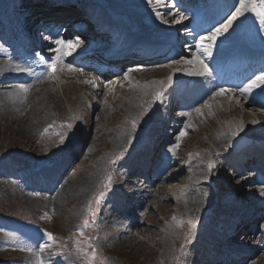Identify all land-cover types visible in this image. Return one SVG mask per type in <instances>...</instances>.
<instances>
[{"label":"bare ground","instance_id":"bare-ground-1","mask_svg":"<svg viewBox=\"0 0 264 264\" xmlns=\"http://www.w3.org/2000/svg\"><path fill=\"white\" fill-rule=\"evenodd\" d=\"M6 0H0V8L3 7ZM9 0H7L8 2ZM51 0H44L43 2L39 3L37 5L35 10L32 11H42L43 9H40L45 6H50ZM74 3H76V7L79 11L80 3L79 0H70ZM112 6L119 10H123L128 12V18L133 21H137L138 23H142L144 26L148 27V30L151 33H160L162 29L167 25L173 26V20H176L177 18V10L172 11V4L169 3L168 0H161L160 4H156L155 0H153L152 3H149V0H107ZM171 2V0H170ZM232 5L238 6V0H230ZM172 3V2H171ZM76 9V10H77ZM171 10V11H169ZM104 12V13H103ZM103 12H99V10H95L93 14V18H95L97 21L104 20L105 28L108 27V23L110 24V18L108 13L103 10ZM157 13H159V17L157 16ZM100 16V17H98ZM185 16V15H184ZM250 16V13H246L244 17L238 18L237 22H234V26L232 27L231 31L234 34L240 33V32H246L248 30L252 29L253 21L248 22V17ZM99 18V19H98ZM163 21H167V23H164ZM151 23V25L148 26V23ZM42 25V24H40ZM112 26V25H111ZM114 30L122 31L125 33L124 35H127V31L124 29L123 25H115V27H112ZM178 27L173 26V31ZM258 31H264V29H261L259 23L257 27ZM184 32H180V39L183 40ZM114 35H111V39ZM225 36H219V38H222ZM218 39L215 42H218ZM210 41H207V43ZM141 48L150 49V47L143 43L140 45ZM134 48L132 47L130 51H133ZM139 51L135 50L133 53V58H138ZM14 59H17L16 56H11ZM197 54L195 51L192 52V56L189 60L196 61L197 60ZM199 59V58H198ZM201 61V59H199ZM193 65H197V69L201 67V63L194 62L189 63ZM170 65V64H167ZM162 66L156 67L155 65H149L141 67L140 71H134L138 70L137 67H132V70H125V74L114 76L113 79H110L109 81H99V88H92L90 85L80 86L84 94L80 95V99H85L90 103L93 110H95L97 114V120L96 121H102L103 123L107 121V119L102 118V107H106L107 105H113L115 106L118 104V101H115V97L117 94L122 93L124 91H130L127 98L123 99L124 101L123 105L125 106V109L127 114L125 115L124 120L122 121L124 124L123 128H103L108 131V134L106 136H112L110 139V152L104 154L98 158L94 159L92 162V168L91 171L85 176L86 183L84 182V186L78 190L80 192L81 190L86 189L88 186L91 185L92 181L94 180V183L101 177V174H103L106 169L108 162L110 160V157L116 153L117 149L122 145L123 140L125 136L127 135L128 131H132L133 128V121H130L132 119L138 118L140 116L141 111L138 108H135L134 111L129 112V109L131 107H139L141 104L146 105L145 103L148 101V97L157 89L162 87L168 78L162 77L159 79L161 75H169V73H175L177 70H174L172 66H167L165 68H160ZM22 68V63H15L12 60H8L5 58V56H0V117L2 122L5 124H8L9 121L13 120L12 117H10L9 113L14 114V117L20 116L19 110L17 109L21 105L27 102V104L31 105L30 111V120L36 119L37 113L39 112L40 119L47 120L48 116L50 114V110L47 108V102L49 99L55 98L53 94L55 93V90L49 89L48 91H42V93H36L35 99L29 98L27 95V90L25 91L24 88H21L22 84L17 85L15 88H4L3 83H7V81L14 78V74L18 73L17 69ZM196 69V70H197ZM133 72V73H132ZM129 73L135 74L136 79H140L144 81V84L140 86L137 84L135 87L129 86L126 82H122L126 79L127 82H130L129 76L127 75ZM107 74V73H105ZM127 75V76H126ZM115 80H117L115 82ZM120 80V81H119ZM62 82V84L67 87H73L76 88L75 82H78V73L75 71H67L65 76L59 80ZM29 86L32 87L31 80L27 81ZM122 82V83H121ZM107 83H109V86L107 89L104 90ZM121 83V84H120ZM57 83H53L50 86L45 85L48 87L56 88ZM193 85L195 83H192ZM44 86V87H45ZM36 89L34 90V92ZM192 91V89H191ZM206 92L204 93L202 90L199 91V95L204 98ZM223 94H217L212 100H208L206 103L201 104H194L190 100H185V104L189 108L190 112L195 114L194 118V127L190 126V123H187L186 127L188 126V134L186 135V139L183 140L180 144L179 152H178V158L180 157V154L186 150V148H189L188 143L189 140L192 139V136L199 131H209L210 135L208 138H205L204 142L206 145L210 142L213 148H208L207 151L203 152V154H200L198 151L197 153L191 154L189 157H185V160L192 159L188 164L182 163L179 161L177 164L172 165L167 169L168 163L171 161L168 160H158L155 163H151L149 167H147V171L152 173L153 175L157 176V184L154 186V191L148 190L144 186V188L141 189V186L139 184H136L134 182H131L126 185L127 191L125 192V197L128 199L129 197H132L131 201L134 203L133 205L136 206L139 210H141L143 216H147L146 212L149 209V204L153 200H158V202H171L172 205L174 204V207L179 208L181 204V199L179 195L183 193L182 191H179L178 185L170 184L169 186H166V188L163 191V194L160 193V189L162 190V184H165L166 179L170 178L174 174V167H176L177 175L181 174L183 177L174 175L177 181L179 182H188L193 187H197L199 185L198 179L199 177L207 176V173H203L200 176L202 166L199 164L200 161H203L205 157H207L208 153L210 156L217 152L219 149L220 144H228L229 141H231L235 136L241 135L242 139L248 140L250 143V147L243 150V152H239L238 150L237 155L239 156L236 159V162H232L230 164L222 163L218 164V169L215 170V174H213V177L216 176L215 185L218 188V190L221 192L219 194H215L212 191L208 192L206 191L203 196L201 197H190L194 198V201H188L184 204V207L187 211L191 213H198L202 209H206L208 207L211 208V204L213 202H216L219 206L218 208L216 206L213 207L214 212L219 214V216L216 218L215 227L218 232L219 236H216L211 233L210 229L206 226H202L201 230L198 232L196 236V245H192L188 253H190V257H186L185 259L188 261L189 264H194V262H197L196 260L201 252L206 253L207 251H211L214 247V245H218L221 248H224L221 253L216 256V253L214 255L215 258L208 261L206 264H221V261L225 260L228 264L230 262L232 264L236 263V260H232L231 255L229 256L226 253L227 249H236V250H243L242 245L244 246L246 242L252 240V237L249 235L253 234L254 238L257 242L256 248L252 251V253L248 254L245 258L241 260V264H259L261 262H264V238L262 234H264V219L263 216H260L258 218L251 217L249 214L246 218H240L236 221V227L233 230L232 233L226 234L225 233V226H222L218 222V218L220 216L224 215V211L228 209H232L236 207L235 203L230 201V195L232 190L238 194L241 195L242 199L240 201L241 206H245V198H249V194H253V198L256 197H262V190L258 187L250 186V182H252V178H250L247 175L246 168L239 165V161H242L243 163H247L252 161V164L254 162H257V159H262L264 157L263 149L258 150L256 147L259 146L260 143L264 142V112H257L255 110H244L243 108H240L239 106H244L241 103H237L238 98H229L225 99L222 97ZM53 96V97H52ZM41 97V98H40ZM95 97L94 100L91 98ZM37 99H40L37 100ZM42 101V107H39L40 102ZM199 106V107H198ZM40 109V110H39ZM199 109L200 111L197 112L196 110ZM72 111H74V106H72ZM112 112V111H111ZM120 113V111L116 114V116ZM9 114V115H8ZM76 116L79 115V107L76 110L75 113ZM118 117V116H117ZM186 120V117H184ZM183 118V119H184ZM224 120L226 123L223 124L220 127H217L216 121ZM18 126H17V134L18 132L22 133L20 131V124L22 123V120H17ZM183 122V121H182ZM100 123V122H99ZM96 122L91 123L89 127L86 128V136L81 139V141L76 145L77 148H74L69 152V149H65L63 152L59 153V155L55 156L54 158L47 159L39 170V172H36L35 174L28 175L27 177V185L36 190H41L44 192H48L54 194L56 190L63 188L67 185L66 179L64 175L66 174L65 169L67 168L68 164L70 163L69 168L72 167V172H69L68 176L73 177L78 173L76 170L77 166L82 164L84 161H86L89 157H93L96 155L97 151L99 149H94L91 151L90 148H92V145L89 141L90 137L94 135L93 128L96 126ZM206 124L209 125V127H205L203 129V126ZM106 125V124H104ZM185 127V128H186ZM53 129L52 126H48L46 128V131L51 132ZM236 132V135L234 136L232 133ZM159 134V132H158ZM85 143L87 144V147L85 149H82V146H85ZM203 144L200 141L197 143V145ZM170 146V145H169ZM96 147H100V145L96 144ZM155 147V143H152V147ZM200 147V146H199ZM201 149L204 147L201 146ZM206 149V148H204ZM232 149V148H231ZM143 150V149H142ZM141 150V151H142ZM25 151V150H23ZM185 155V154H184ZM153 156H156V152L153 153ZM203 156V159H202ZM198 158V159H197ZM255 160V161H253ZM68 168V169H69ZM232 169V173L229 174L228 169ZM129 168L126 166L123 168L124 172L128 170ZM167 169V170H166ZM262 169V168H261ZM156 170V171H155ZM138 171V176L143 177L142 173ZM166 171V174H165ZM56 173V177L53 175ZM128 176V172L126 171V177ZM54 177V178H53ZM28 179L31 180V182H28ZM45 180H47L46 183H43ZM91 180V181H90ZM230 181V182H229ZM223 184H226L231 189H227L222 187ZM130 185V187H129ZM56 187V188H54ZM159 191V195H156L155 192ZM190 191L189 188H185L183 191ZM241 190V191H240ZM60 195H57L56 198H54L50 203V207L54 210L60 209L63 206V201L61 198H58ZM160 197H163V199H160ZM83 200L86 198V194L82 196ZM80 199V198H79ZM160 199V200H159ZM82 200V201H83ZM185 200V199H184ZM78 203V202H77ZM76 203V204H77ZM81 203V202H80ZM194 203V205L192 204ZM197 204V205H195ZM80 205V204H79ZM166 208V207H165ZM219 209V210H218ZM240 212V211H239ZM72 214V212H71ZM257 221L259 228L251 231V221ZM124 222V220H123ZM165 230L170 231V228L165 225L162 227ZM134 228L131 229V231L128 232H120L121 234L130 235L133 236ZM248 236V237H247ZM170 242L171 238L167 235H164V238H162V244L167 246L165 250H168L170 248ZM157 242H154L156 244ZM244 243V244H243ZM260 253V254H258ZM244 256V255H241ZM200 259V258H199ZM240 260V259H238Z\"/></svg>","mask_w":264,"mask_h":264},{"label":"rangeland","instance_id":"rangeland-1","mask_svg":"<svg viewBox=\"0 0 264 264\" xmlns=\"http://www.w3.org/2000/svg\"><path fill=\"white\" fill-rule=\"evenodd\" d=\"M104 1L106 2V0ZM233 11H235V9ZM118 13L122 15V12ZM252 20L253 16H249L248 22ZM70 86L65 87L62 82L53 89L48 86L42 88L29 86L30 89H28L29 93L27 92V95L29 98L32 97L34 99L36 93H42L43 90L48 91L49 89L55 90L53 94L55 98H51L47 102V108L50 110V114L48 116L49 119L46 121L40 119L39 112L37 113L36 119L31 121V111L29 107L31 103L27 104V102L17 108L20 116L14 117V114L9 113L13 120L9 121L8 124L2 122V117H0V155H4L5 157L10 156L24 159L32 157L35 161L41 162L45 157L53 155L55 148L58 146V137L65 133L66 125L75 121L77 122L75 113L78 107L80 108V115L85 116L84 123L86 125L88 124V126H90L93 122L97 123L95 128L92 129L94 135L90 137L89 141L92 145V148H90L91 151L99 149L95 156L89 157L86 161L77 166L76 171L78 173H76L75 176H68L67 185L57 194L60 195L58 198H61L63 201V206L57 210H54L50 206L47 207L46 202L39 206L37 201L29 200V197L17 186V183H21V181L19 179L14 180L13 178L7 177V175L0 171V212L4 213L0 215V232L3 229L1 222L16 224L15 227L10 226L8 228V235L2 239V243L5 246V251H3V253L0 252V259L3 261L2 264H49L48 262L51 261L58 264L60 263L58 259L46 260L38 249L29 250L25 245V241L27 242L26 237L16 240L21 230H32L35 234H41L43 231H47L54 234V239L58 244H62L61 241L72 240L70 256H73L74 259L72 257L67 259L71 264H169L174 249L183 250L184 248V245L180 242V238L183 234V222L174 204L172 205L171 202H158V200H153L149 204V209L146 212L147 216L143 217L140 226L134 228L133 236L121 234L119 232V230L122 229L120 223L111 231H108V233H97L95 216L93 215L96 197L100 195L101 187L106 180L107 174L113 170V159L116 154L113 155L107 171L100 177V181L98 180L94 183L93 180L90 186L78 192V190L84 186V182L86 183L85 176L91 171L93 160L100 158L104 153L107 154L110 152V139L112 136H106L108 131L103 128L110 129L115 127L117 129H124L122 121H125L124 118L128 111H126L123 105L124 101L122 100L127 98L130 91L122 92L121 96L118 98L116 96L114 100L118 101V104L115 106L110 104L104 108L102 107V118L107 119V121L103 123L101 120L96 121L97 114L95 110L91 111L90 103L85 99L79 98L80 95L84 94L81 87L79 85H76V88ZM35 89L36 91L34 92ZM91 99L94 100L95 97ZM37 100L40 101V99ZM72 106H74V111H72ZM39 107H42V101ZM240 108L249 110L244 107ZM134 110L135 107H131L129 112ZM119 111L120 113L117 117L116 114ZM61 115H64V117L61 118ZM15 119L22 120V123L19 125V129L22 133L18 132L19 134H17L18 122ZM62 119L65 120L66 123L64 125L58 124ZM222 122L223 124L226 123L222 119L216 121L217 127H220ZM48 126H56V133L54 128L51 132L46 131ZM205 127H209V125L206 124L203 126V129ZM182 132L183 135H180L179 140L176 142V149L179 148L180 143L188 134L186 128H184ZM210 132L211 130H203L194 134L192 139L189 140V148H186V150L181 153V156L184 154L188 156L204 148L206 149H204L203 152L207 151L210 147L213 148L210 142L207 145L202 142L205 138H208ZM199 141L203 144L197 145ZM96 144L100 145V147H96ZM128 144L129 141L123 148ZM199 146H203L204 148L201 149ZM224 147H231V144H220L219 151ZM43 151L46 152L43 153ZM212 156H210L209 153L207 155L209 159ZM201 162L203 163L204 160L200 161L199 164H201ZM3 165L10 171L11 166H15V169L18 170L19 167L23 166V163L17 162L7 167L4 161H0V166ZM203 171L204 170H201L202 174ZM180 177H183V175ZM175 181L176 182L171 184H178L177 182L179 181ZM162 185V190L160 189L161 194H163L166 186L170 184L165 182V184ZM225 188L228 189V186L225 185ZM212 189L216 194L219 192L216 191L214 187H212ZM88 191V196L83 200L82 196L85 194L87 195ZM232 193H234L232 195L234 198L238 197V195L241 197L234 189ZM155 194L159 195V191L157 190ZM249 196V198L252 199L251 194H249ZM160 199H163V197H160ZM244 199L245 201L248 200V198L245 197ZM188 201H194V198ZM192 204L194 205V203ZM6 212L11 214L15 219L12 216H8ZM76 219H78L77 222ZM85 219L89 221L88 226H85L83 223ZM165 225L170 228V231L162 228ZM27 234L28 232L25 235ZM164 235L171 238L170 248L168 250H165L167 246L162 244ZM154 242L157 243L154 244ZM61 258L64 259L63 257ZM68 262L64 264H70ZM259 264H264V262Z\"/></svg>","mask_w":264,"mask_h":264},{"label":"snow or ice","instance_id":"snow-or-ice-1","mask_svg":"<svg viewBox=\"0 0 264 264\" xmlns=\"http://www.w3.org/2000/svg\"><path fill=\"white\" fill-rule=\"evenodd\" d=\"M153 0H149V3H152ZM156 4H160L161 0H155ZM246 13H252L254 14L255 18L259 21V25L261 29H264V0H238V6H235V11L231 12V15L228 16V18L224 21V23L220 24L218 27H215L209 32L208 36L201 37L200 41H197L196 47L197 49L201 48V42L207 39L208 41L214 43L217 39V37L222 36L224 33L228 32L230 28L234 26V22L238 21V18L244 17ZM157 16L159 17V13H157ZM177 16L179 17V20L186 19L187 17L184 16L182 12H177ZM164 23H167V21H163ZM173 23H177L178 20H173ZM51 37H45V39H49ZM76 42L73 44L72 41H65L63 39H55L54 43L58 46L57 49H55L56 52H59L60 55H58L54 60L48 63V68L52 69L53 64H59L62 63L61 57L62 56H67L70 55L71 52L75 51L76 47L79 46L82 41L80 40L79 36L75 38ZM212 43H209L207 47L203 48V52L206 53L207 55H211V49H212ZM44 57H40V62H44ZM194 62H199L201 63V67L197 70H191V69H184V71L188 72L190 75H196V76H206L210 74V69L207 67V65H204L202 61H199L197 58L196 61L188 60L185 61V63H194ZM65 67L73 71L75 69L72 68L71 65H65ZM17 71H28L30 72V68H24V69H17ZM179 71V69L177 70ZM169 82H171V77H169ZM87 83H91L93 87H95V83L93 81H87ZM261 85H264V69L261 70L259 75H256L254 79L250 80L248 84H246L243 88H240V91L242 93H247L251 91L253 88L259 87ZM21 88H24L23 85H21ZM25 91L27 89H24ZM224 89H220V92H223ZM219 93H214V95H217ZM160 93H156V98H160ZM197 112L200 110L197 109ZM136 121H133V128H135ZM66 127L69 129V132H71L73 125L72 124H67ZM234 136L236 135V132L232 133ZM69 133H65L64 135H61L59 143L63 144L65 140L68 138ZM183 135V132L181 133ZM179 136L177 137V140H179ZM176 146L173 145L169 151H174V148ZM124 152H121L120 155L117 157V159H120L123 157ZM114 163V161H113ZM211 167V165H210ZM111 176L109 175L107 177L108 183L105 185V187H110L111 186ZM262 194H264V190H262ZM104 194L101 193L99 196L96 197V203L99 204L101 197ZM84 225L88 226L89 221L87 219L84 220ZM190 228H195V221H188ZM48 236V239H52L51 233H46Z\"/></svg>","mask_w":264,"mask_h":264}]
</instances>
